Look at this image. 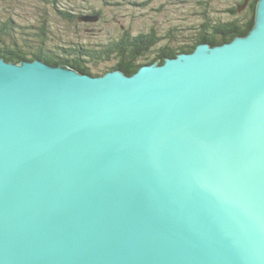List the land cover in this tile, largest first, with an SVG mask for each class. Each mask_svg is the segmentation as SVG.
<instances>
[{
  "label": "water",
  "instance_id": "1",
  "mask_svg": "<svg viewBox=\"0 0 264 264\" xmlns=\"http://www.w3.org/2000/svg\"><path fill=\"white\" fill-rule=\"evenodd\" d=\"M160 63L0 57V264H264V0Z\"/></svg>",
  "mask_w": 264,
  "mask_h": 264
},
{
  "label": "rangeland",
  "instance_id": "2",
  "mask_svg": "<svg viewBox=\"0 0 264 264\" xmlns=\"http://www.w3.org/2000/svg\"><path fill=\"white\" fill-rule=\"evenodd\" d=\"M49 1L0 0V25L12 19L13 38L27 50L41 46L39 35L43 25L47 26L44 40L48 48L58 45L94 49L141 34L164 38L140 63L156 57L162 47L194 43L206 24L228 23L243 17L246 11L239 16L229 12L243 0H59L56 4ZM6 41L11 43L9 38ZM116 63L117 59H113L93 70L99 73Z\"/></svg>",
  "mask_w": 264,
  "mask_h": 264
},
{
  "label": "trees",
  "instance_id": "3",
  "mask_svg": "<svg viewBox=\"0 0 264 264\" xmlns=\"http://www.w3.org/2000/svg\"><path fill=\"white\" fill-rule=\"evenodd\" d=\"M50 3L49 0H44ZM260 0H250L249 5L244 12L243 17L236 18L228 23H216L214 25L206 24L203 26L202 33L199 38L192 44L172 47L170 45L158 49V54L146 63H140L141 59H145L149 54L153 53L156 47L164 38L156 37V35H139L118 41H112L106 45L93 47L94 49H85L81 46L74 48L53 46L47 47L44 38L46 25L41 26L40 35L41 46L25 49L24 46L16 43L13 38L15 23L12 19H8L0 25V57L9 63L20 64L23 61H43L51 66L68 65L76 69L80 73L93 77H101L109 72L120 70L128 76L136 74L143 66L152 65L161 61V65L167 59H173L181 54H190L201 44H210L213 47L232 42L237 37H245L253 29L255 25V12L257 4ZM56 1H53V4ZM243 0L238 7L231 9L229 12L239 16V8L245 4ZM61 12V11H59ZM97 14V13H96ZM98 15V14H97ZM205 28V29H204ZM155 37V39H154ZM11 39V43L6 39ZM117 59V63L110 69L105 68L104 71L95 73L93 67L99 68L105 62Z\"/></svg>",
  "mask_w": 264,
  "mask_h": 264
},
{
  "label": "flooded vegetation",
  "instance_id": "4",
  "mask_svg": "<svg viewBox=\"0 0 264 264\" xmlns=\"http://www.w3.org/2000/svg\"><path fill=\"white\" fill-rule=\"evenodd\" d=\"M53 1H54V0H51L52 3H53ZM55 1H56V2H55L54 4L58 3L59 0H55ZM88 2H89V1H88ZM45 5H46V4H45ZM86 10H87V9H86ZM87 11H88V10H87ZM90 12H91V11H90ZM90 12H89V13H90ZM89 13H88V14H89ZM61 15H63V14H61Z\"/></svg>",
  "mask_w": 264,
  "mask_h": 264
}]
</instances>
